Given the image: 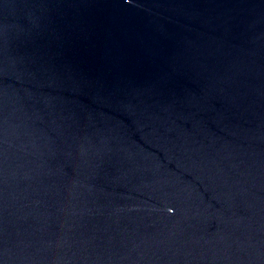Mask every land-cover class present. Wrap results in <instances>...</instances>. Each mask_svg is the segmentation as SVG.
Here are the masks:
<instances>
[{
	"label": "water",
	"instance_id": "obj_1",
	"mask_svg": "<svg viewBox=\"0 0 264 264\" xmlns=\"http://www.w3.org/2000/svg\"><path fill=\"white\" fill-rule=\"evenodd\" d=\"M0 264H264V0H0Z\"/></svg>",
	"mask_w": 264,
	"mask_h": 264
}]
</instances>
